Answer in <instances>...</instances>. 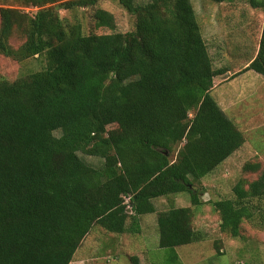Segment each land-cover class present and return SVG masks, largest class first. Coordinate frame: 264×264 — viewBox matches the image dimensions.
Segmentation results:
<instances>
[{
    "label": "trees",
    "instance_id": "1",
    "mask_svg": "<svg viewBox=\"0 0 264 264\" xmlns=\"http://www.w3.org/2000/svg\"><path fill=\"white\" fill-rule=\"evenodd\" d=\"M17 1L36 10L0 8V54L45 65L0 78V264H71L94 225L136 235L151 213L159 248L203 240L192 225L205 205L199 182L245 138L211 95L228 69L213 66L191 0H114L135 16L134 30L104 34H84L58 14L101 0ZM244 1L264 10V0ZM93 17L113 29L110 12ZM13 34L23 40L16 48ZM247 70L264 76V20L255 56L231 77ZM78 153L103 162L93 167ZM260 162L242 167L255 179L240 178L232 198L212 202L233 238L243 220L264 224ZM180 193L189 205L153 202Z\"/></svg>",
    "mask_w": 264,
    "mask_h": 264
},
{
    "label": "rangeland",
    "instance_id": "2",
    "mask_svg": "<svg viewBox=\"0 0 264 264\" xmlns=\"http://www.w3.org/2000/svg\"><path fill=\"white\" fill-rule=\"evenodd\" d=\"M191 2L213 66L227 68L232 74L243 70L256 54L264 10L253 9L244 0L221 4L211 0ZM2 7L17 9L27 16L36 10L17 0H0ZM97 8L112 14L113 29L95 25L93 14ZM58 14L65 24L79 23L84 34L127 33L133 31L135 25V16L114 0H101L93 7L60 9ZM22 41L16 34L10 38L14 48ZM44 65L42 57L19 61L0 54V78L12 81L39 71ZM223 77L214 79L216 86L211 95L227 117L238 125L245 142L199 182L205 205L195 211L192 225L204 234L203 240L175 249L159 248L155 213H151L141 216L142 231L136 235L108 233L94 225L75 251L71 264L84 261L85 264H264V224L260 225L256 219L243 220L241 235L233 238L220 230L219 214L212 207L213 201L232 198L231 188L237 180L250 181L257 177L258 173L242 171L245 163L260 159L264 167V76L247 70L230 80ZM78 155L96 168L103 162L98 157ZM153 202L157 208L190 203L186 193L162 196Z\"/></svg>",
    "mask_w": 264,
    "mask_h": 264
},
{
    "label": "crops",
    "instance_id": "3",
    "mask_svg": "<svg viewBox=\"0 0 264 264\" xmlns=\"http://www.w3.org/2000/svg\"><path fill=\"white\" fill-rule=\"evenodd\" d=\"M257 48H258V45H257ZM249 62H250V61H248V63H249ZM248 63H247V64H248ZM247 64H246V66H247ZM246 66H245V67H246ZM228 72H229V70H228ZM228 72H227L226 74L223 75V76H225V79H226V80H230V79L234 78V77L231 78L230 76L227 77L228 74L232 75L231 72H229V73H228ZM233 74H235V73H233ZM223 76H218V77L224 78ZM235 77H236V76H235ZM215 78L217 79V77H215ZM215 78H214V79H215ZM214 81H215V80H214ZM215 86H216V85L214 84L213 88H214ZM212 90H213V89H212ZM211 92H212V91H211ZM216 102H217V101H216ZM217 104L219 105V107H220L221 110L223 111L221 105H220L218 102H217ZM223 112H224V111H223ZM225 115H226V114H225ZM226 116H227V115H226ZM234 123H235V122H234ZM155 206H156V205H155ZM158 207H160V206L158 205ZM167 207H168V206H167ZM156 208H157V207H156ZM163 208H166V207H162V208L160 207V208H157V209H163ZM153 214H154V213H153ZM155 219H156V216H155ZM141 222H142V221H141V217H140V227H141ZM141 231H142V230H141ZM156 231H157V227H156ZM157 234H158V233H157ZM85 262H86V261H84L83 264H85Z\"/></svg>",
    "mask_w": 264,
    "mask_h": 264
}]
</instances>
